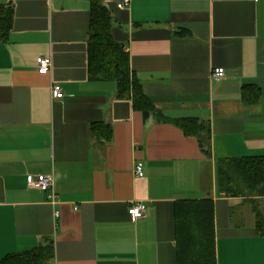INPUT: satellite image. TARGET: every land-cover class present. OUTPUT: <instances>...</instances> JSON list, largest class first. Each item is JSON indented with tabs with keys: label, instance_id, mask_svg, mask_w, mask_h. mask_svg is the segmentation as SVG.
Segmentation results:
<instances>
[{
	"label": "crops",
	"instance_id": "0c3cea01",
	"mask_svg": "<svg viewBox=\"0 0 264 264\" xmlns=\"http://www.w3.org/2000/svg\"><path fill=\"white\" fill-rule=\"evenodd\" d=\"M102 3L154 108L206 123L209 145L90 79L89 0H0L13 9L0 43V259L52 239L51 264H176L174 203L211 199L216 264H264L251 204L216 183L218 158L264 156V0ZM39 56L52 60L47 74ZM38 174L53 177V199L33 185ZM137 201L145 212L133 220Z\"/></svg>",
	"mask_w": 264,
	"mask_h": 264
},
{
	"label": "trees",
	"instance_id": "16d2710c",
	"mask_svg": "<svg viewBox=\"0 0 264 264\" xmlns=\"http://www.w3.org/2000/svg\"><path fill=\"white\" fill-rule=\"evenodd\" d=\"M87 39V70L90 79L111 80L116 83L117 96L130 97L133 107L145 118L154 114L158 121H168L179 127L185 135L195 136L199 145L208 146V126L196 118L170 119L158 112L145 95L142 84L130 69L128 53L122 43L112 37L113 19L102 0H89ZM13 9L0 5V43L8 41L12 27ZM244 100L257 102L256 89ZM246 97V98H245ZM94 135L110 139V127L93 124ZM218 191L227 196L245 197L255 216V230L264 236V211L252 196L264 197V156H224L216 161ZM176 264H216L214 208L211 199L179 200L174 203ZM54 258L52 239L35 247L9 253L0 264H51Z\"/></svg>",
	"mask_w": 264,
	"mask_h": 264
},
{
	"label": "built area",
	"instance_id": "2783aa9c",
	"mask_svg": "<svg viewBox=\"0 0 264 264\" xmlns=\"http://www.w3.org/2000/svg\"><path fill=\"white\" fill-rule=\"evenodd\" d=\"M115 4L118 8L123 9L128 6L130 0H114ZM52 66V60L50 56H39L36 58V68L37 72L40 74H47L50 72ZM211 78L218 80L224 76V69L222 67H215L210 72ZM51 96L54 99H59L63 96L61 88L58 84H53L51 86ZM134 173L138 176L143 175L142 164L136 163L134 166ZM33 185L42 190L49 191L50 198L53 199L55 196L53 190V177L50 174H38L34 178H32ZM127 212L131 219L135 220L144 215L145 212V204L142 202H132L128 208Z\"/></svg>",
	"mask_w": 264,
	"mask_h": 264
},
{
	"label": "rangeland",
	"instance_id": "374dc122",
	"mask_svg": "<svg viewBox=\"0 0 264 264\" xmlns=\"http://www.w3.org/2000/svg\"><path fill=\"white\" fill-rule=\"evenodd\" d=\"M256 202L259 203V207L261 208L262 211H264V197H255V196H252Z\"/></svg>",
	"mask_w": 264,
	"mask_h": 264
}]
</instances>
